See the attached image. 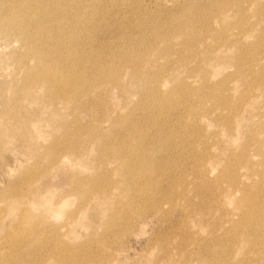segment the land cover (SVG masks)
Masks as SVG:
<instances>
[{
    "label": "rangeland",
    "instance_id": "1",
    "mask_svg": "<svg viewBox=\"0 0 264 264\" xmlns=\"http://www.w3.org/2000/svg\"><path fill=\"white\" fill-rule=\"evenodd\" d=\"M46 2L85 92L0 28V264H264V0Z\"/></svg>",
    "mask_w": 264,
    "mask_h": 264
},
{
    "label": "bare ground",
    "instance_id": "2",
    "mask_svg": "<svg viewBox=\"0 0 264 264\" xmlns=\"http://www.w3.org/2000/svg\"><path fill=\"white\" fill-rule=\"evenodd\" d=\"M47 5L46 0H0V28L20 36L25 49L17 59L20 73L28 80L34 72L40 87H48L44 97L49 101L61 98L65 105L73 99L68 94L71 89L85 92L86 77L73 65L70 29L55 25L59 18ZM259 221L264 227V216Z\"/></svg>",
    "mask_w": 264,
    "mask_h": 264
}]
</instances>
